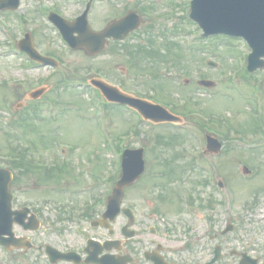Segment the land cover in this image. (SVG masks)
I'll use <instances>...</instances> for the list:
<instances>
[{
  "label": "rangeland",
  "instance_id": "obj_1",
  "mask_svg": "<svg viewBox=\"0 0 264 264\" xmlns=\"http://www.w3.org/2000/svg\"><path fill=\"white\" fill-rule=\"evenodd\" d=\"M85 1L21 0L19 9L11 16L4 14L6 11H0L1 22H4L6 30H3V25L2 28L0 27L2 41L0 42V153L20 151L31 155L32 158L33 155L40 154L38 157L45 159L46 163L58 159L59 163L64 160L72 164L68 166L72 170L71 176L68 177V181L62 182V184L66 183L68 195L53 192L48 188L51 183L40 184L45 182L39 179V175L32 173L23 176L25 183L23 179L14 183L18 188L22 187L18 191V204H37L45 201L47 210L50 211L54 199L72 200L73 205H79L83 201H89L94 195L102 197L108 188L105 175L113 172L116 159V152L110 150L115 144L112 138L121 135L128 125H133L139 120L135 112L116 105L106 107L102 111L103 118L98 119V110L94 109L93 112L92 100L89 98L96 99L100 107L103 104L101 95L91 89L81 91L77 87L65 86L64 89L58 83L64 76L74 75L76 70L75 75H78L76 78L82 77L87 82L90 78L98 76L88 68H96L109 76L113 83L121 84L133 95L148 100L150 96L158 94L160 96L158 98L162 101L166 100L169 103V99H173L178 104L179 99H186L192 95L204 111L221 114L223 128H227L228 131L231 129L229 126L231 124L233 128L239 126L252 128L260 116L259 113L255 114L254 109L264 113L262 108L258 109L249 102L250 98H254L255 101H260L259 104L264 103L259 76L264 75V66L255 70L253 75L246 71L248 51L245 43L237 38L214 35L204 40L199 39L198 30H195L192 24L186 25L189 21L183 17L184 14L189 13L187 0H95L91 14L93 29L104 28L111 20L120 18L129 10L139 14L142 22L128 35L126 41L113 42L110 39L103 51L93 56L87 55L83 50H70L61 42L55 27L44 21L42 14L45 12L42 9L44 6H52L66 18L77 16L84 9ZM171 2L175 5L172 6ZM142 9H146L149 14H141ZM19 15L27 18L24 28H37L39 37L35 40L39 48L45 53H55L62 60L58 71H53L49 66L26 69L23 61L16 58L19 55L4 50L11 39L15 41L23 35L19 28ZM177 22H180L177 24L178 30H187V33L180 37L175 35L178 31L175 28ZM192 33L194 37L198 36L197 41H204L205 45L219 50L220 62L227 66H224L226 70L217 72L218 69H207L201 65L207 57L215 60L218 66H222L218 62V56L214 58V55L207 51L199 53L195 47L187 48V44L189 45L194 39ZM5 36H10V39L4 38ZM138 45L154 48L157 57H149V54L139 51ZM231 67H233L232 71L227 70ZM201 75L215 82L218 76V83L214 85L217 86L209 92L212 94L208 95L204 88L198 85L197 81ZM239 78L245 89L239 85ZM41 86L47 88L43 95L31 99L30 91ZM153 87L157 91H154ZM49 99H52L51 102L55 101L53 103H57L58 109L62 111L51 113V107H45L50 103ZM192 102L188 101L187 107L184 106L188 108L187 111L197 110L199 107ZM164 106L167 107V104ZM35 107L40 118L35 115L36 111L33 110ZM73 108L78 110H70ZM178 110L182 112L180 116L182 123L187 125L188 129L179 130L170 123L156 124L147 120L141 121V128H136L137 135L123 139V143L129 147L144 148L146 171L142 178L125 189L124 204L135 205L140 214L146 217L153 208L169 217H194L198 206L194 201L191 203L192 209L186 211L187 198L201 195L206 199L212 193V189L199 187V172L195 171L192 161V157L196 159L197 155L202 153L200 135L205 130H196L197 116L192 115V110L187 113L182 106H179ZM50 115H54V118L51 119ZM21 118L25 120L22 121ZM108 126L111 140H106L103 145L106 137L104 128ZM215 130L220 137L218 131L220 129ZM232 132L229 136L233 141L230 142L228 137L226 139L224 137L227 143L225 142L224 150H221L219 155L207 156L203 159L213 164L221 176L229 179L230 184L234 183L235 202L231 203V207L235 215L244 212L242 216L246 218V222H250L252 232L264 233V225L258 220L264 216V192L260 193L257 205L250 207L246 204L243 208L247 201L251 202L252 197H255L254 194L258 189L264 191V146L246 150L242 148L244 147L242 142L236 140L239 135ZM245 141L247 143L264 141V123L261 133H251L246 136ZM59 142L66 143L61 147V151L63 148L66 149V154H59L57 150ZM165 142L168 144H164ZM240 144L241 146H238ZM99 155L100 158L97 159ZM155 156L163 161L155 164L153 161ZM242 165H247L251 170L245 177H242L240 171ZM165 168H168L166 175ZM154 169L162 175L151 178ZM95 170H98V181L94 179ZM15 174V176L18 174L16 169ZM78 190L86 192L79 193ZM221 196L225 200L224 196ZM218 198L220 197L215 193L216 202ZM97 209L100 210V207ZM216 209H218L217 214H223L224 208L221 203ZM42 212L46 223L34 236L39 239L36 240L38 243L40 241L53 243L52 214ZM14 230L17 234L20 233L18 228ZM31 252L33 253L24 254L20 258H10L0 249V261L8 264H47L44 254ZM181 256L182 254L174 255L178 260H181Z\"/></svg>",
  "mask_w": 264,
  "mask_h": 264
},
{
  "label": "flooded vegetation",
  "instance_id": "obj_2",
  "mask_svg": "<svg viewBox=\"0 0 264 264\" xmlns=\"http://www.w3.org/2000/svg\"><path fill=\"white\" fill-rule=\"evenodd\" d=\"M211 181L213 180L206 183L199 181V187H209ZM218 181L222 182L224 188L229 187L227 177L226 180L222 178ZM193 197L198 206L194 217L165 219L151 210L146 217L134 205V210L138 213L134 224L127 229L124 228L121 215L115 218L111 230H105L90 225L87 209L66 210L59 206L54 210L52 218V245L61 251L75 250L81 253L85 252L89 238L97 241L111 240L117 248L111 254L120 255L126 250L136 260V264H151L145 255L154 254L174 262L177 259L172 256L178 252L182 253L181 260H177L179 264H239L243 254L264 263V233L252 232V226L250 222H246V218L217 214L218 202L215 201L214 190L206 199L201 195ZM75 222H79L76 226L77 239ZM130 230L134 231V237L125 238V232ZM215 252L220 253L221 257L213 262ZM6 253L18 257L28 252L12 250Z\"/></svg>",
  "mask_w": 264,
  "mask_h": 264
},
{
  "label": "water",
  "instance_id": "obj_3",
  "mask_svg": "<svg viewBox=\"0 0 264 264\" xmlns=\"http://www.w3.org/2000/svg\"><path fill=\"white\" fill-rule=\"evenodd\" d=\"M16 1L14 0L15 6ZM190 15L199 22L206 34L222 32L243 35L250 41L256 52V55H252V57H259L264 54V0H192ZM53 19L58 23L57 25L62 29L63 34L73 47L84 46L90 53H95L103 47L105 36L112 35L115 38H120L138 25L137 16L134 13H130L124 18V21L122 20V24L116 28L109 31L106 30L103 33L93 34L84 25L82 27V25L66 23L56 16ZM74 32L78 33L77 37L72 35ZM28 43L30 42L28 41ZM28 43L26 42L24 46L27 50L30 47ZM96 83L107 98L135 106L146 118L155 121L174 118L160 107L122 94L117 89L101 82L97 81ZM124 156V174L117 182L113 194L108 200L106 215L110 217H113L117 212L123 187L130 183L143 167L141 150H128ZM3 189L6 190V184ZM6 221L10 222L9 219ZM4 231L0 229V232Z\"/></svg>",
  "mask_w": 264,
  "mask_h": 264
}]
</instances>
